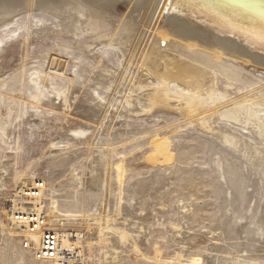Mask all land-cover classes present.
<instances>
[{"label": "rangeland", "instance_id": "374dc122", "mask_svg": "<svg viewBox=\"0 0 264 264\" xmlns=\"http://www.w3.org/2000/svg\"><path fill=\"white\" fill-rule=\"evenodd\" d=\"M126 2L116 4L102 34H91L76 15L63 16L62 26L39 8L0 23V40L18 30L17 40L0 51V264H37L20 249L8 214L14 192L28 179L47 182L42 202L53 221L69 234L83 232L85 264H264V122L249 114L225 119L228 110L264 108V67L250 68L247 84L232 89L220 79L214 94L190 101L164 91L170 105L153 107L155 94L147 91L158 82L146 92L135 85L143 72L137 67L158 47L156 27L143 29L142 13L136 37H121ZM62 28L66 34H45ZM60 43L74 53L61 48L45 60ZM166 45L158 55L180 56ZM34 71L42 72L45 88L54 82L70 91V107L50 97L23 114ZM224 134L239 136L238 146H229Z\"/></svg>", "mask_w": 264, "mask_h": 264}, {"label": "bare ground", "instance_id": "6f19581e", "mask_svg": "<svg viewBox=\"0 0 264 264\" xmlns=\"http://www.w3.org/2000/svg\"><path fill=\"white\" fill-rule=\"evenodd\" d=\"M120 1L121 0H0V23L6 22L8 17H10L18 10L19 12H22L23 10L26 12H32L33 9H41L43 11L46 10L47 12L54 14L55 19L59 24L61 23V25L63 23L61 21L63 16L69 15V17L71 18L76 15L77 19L75 21L82 24L86 23L85 29H88L91 34H102L108 32L110 28L109 19L112 17V12L117 9L116 4L120 3ZM126 1H129L126 2V12L122 16V18L118 20L120 36L126 39L130 37H136V34L138 33L137 19L140 18L142 13H144L141 19L142 28L145 29L147 27L150 28V26H155L156 29L154 32L158 35V47H154V49H151L150 53L148 54V57L150 58L146 60L140 67H137V73L141 67L143 68V72L138 74L135 85L136 91L138 90L146 92L144 90L148 88L150 89V87L155 86V82H158L159 86H155L158 89L154 88L153 90H157L160 92L155 93L153 90V92L147 91L148 94H155L154 97L152 96V100H150L151 98L149 97V100L152 102V106L154 105L158 107L163 104H165V106L170 105L169 100L163 98L165 94L164 91H168L167 94H171L174 97L175 95H177L181 101H190L191 99L189 97L191 96L199 97L201 94H214V92L218 89L220 79L231 81L227 82V88L233 89V84L237 83L242 86L244 83L247 84V76L249 75L248 71L250 70V68H257L258 66H260L261 68L264 67V0ZM107 4H111L110 8H112V11L106 15ZM85 5L87 6V8L84 7ZM90 6L91 10L93 11L91 13L94 18L93 23L91 24L88 23L89 13H87V10H90ZM110 8H108V10ZM160 21L161 23H163L159 30V27L157 26ZM43 25H45V23H43ZM143 29L139 28L141 32L143 31ZM44 30H47V27H45ZM66 31H68L67 28H62L61 30L54 29L45 34L51 35V33H53L52 35L57 36L60 34H66ZM17 32L18 30L11 31V35L8 36L9 39L0 40V51H4V48L6 46L17 40ZM28 35L29 37L27 39L24 38V42L30 41V33H28ZM162 43H164L163 45L167 44V49L174 50L178 55L185 56L199 63L200 65L207 67L208 70L205 68H200L199 66H194L185 59H182L180 56H173L162 53L158 55V49L163 48ZM61 45V43L56 44L55 49L51 53L46 52L44 54L45 60L50 58L51 55H53L58 50H61V48L67 49L70 53H74L72 51V46L62 45V47ZM59 46H61L60 49ZM109 46L112 45H108L107 47ZM112 47L116 48L117 46ZM223 57H226L228 60L234 59V62L238 60L243 61L246 66L241 65L239 67L232 63L233 60L228 61L226 59V61H224ZM36 59L37 57L31 58V60L35 61ZM210 71L213 73H211ZM53 73L62 77L64 76L57 71ZM42 77L44 76H42L41 71H34V74L31 78L32 82H30L32 83L34 93L29 96L31 98V101L30 103H26V107L22 111L23 114H26L28 112V109H35L36 105H39L43 99H49L50 97H53L55 100L58 99L63 101L64 108L70 107V105L68 106L70 91L69 94H67L65 89H57L55 84H53L54 82L52 81L54 77L47 75H45V78L47 79V77H51V81L53 83L51 84V88H45L40 81ZM148 79H151L150 83L147 82ZM62 81L66 83L67 79L62 78ZM70 82L73 83L74 81H69V83ZM50 89L52 91H50ZM258 89H260V86ZM172 90L174 91V93L171 92ZM262 93L264 94V91ZM245 94H250V92H246ZM238 102L239 101H235L233 104H238ZM260 105H263L264 107V102H261ZM245 109H247L248 112ZM196 110V108L192 107L189 109V112L193 114V117L194 112L195 114L197 112ZM216 110V112H218L221 110V108L216 107ZM263 113L264 108H259L255 111L251 107L247 106L246 108H242L241 112L238 111V113L228 110L227 112H225V119L238 122L239 118H243L244 115L249 114L253 119L264 122ZM196 117L197 116H195V120ZM224 135L226 136L224 137V140L229 144V146H233L235 144L238 146L240 140L237 137L239 136L231 137L227 136L226 134ZM158 142L159 141H157V146H159ZM163 145L159 146L160 148L158 149L163 150ZM9 149L12 152H17V148H13L12 146H10ZM157 152V155H161V151ZM162 156L163 161H166L168 155ZM160 158L162 157L160 156ZM150 159L152 162L151 157ZM157 160L155 159L156 163ZM155 161H153V163H155ZM40 181L44 183V188L43 190H41L40 197L35 200H25L26 202L24 204L27 205V208L31 207L34 209L47 211L45 205L43 206L42 201L44 200V196L48 190V187L47 182L42 179H33L32 181L31 179H28V181L23 182V185L19 187L16 192H14L13 199L10 202H13L14 205L17 206V198L20 197V194L24 191H28L29 188H32L36 185L37 182ZM8 214L10 216L9 221L12 229L19 233L18 242L20 246V242L22 237L24 236V233H22V231H20L16 226L17 224L12 217V213L9 211ZM47 214L49 215L48 212ZM49 225L63 237L64 248H70L71 246H74L75 248H80L83 252V247L87 246L88 241L84 239L82 231H72L73 234H77L75 235L76 243L73 244L70 241L71 235L69 234V230L62 228V224L61 226L58 225L51 219L50 215ZM41 236L42 232H38L37 234L32 236L31 241H36L38 243L41 239ZM21 250L26 252L23 249Z\"/></svg>", "mask_w": 264, "mask_h": 264}, {"label": "built area", "instance_id": "2783aa9c", "mask_svg": "<svg viewBox=\"0 0 264 264\" xmlns=\"http://www.w3.org/2000/svg\"><path fill=\"white\" fill-rule=\"evenodd\" d=\"M44 188L42 181L24 191L17 198V206L11 203L12 217L16 226L24 236L21 239L20 247L30 254L33 260L39 264H85L84 254L80 248L71 246L63 247V237L49 225V215L46 210L27 208L25 200H35L41 195ZM42 232L40 241H31L32 236ZM71 243H76L73 232L70 234Z\"/></svg>", "mask_w": 264, "mask_h": 264}]
</instances>
